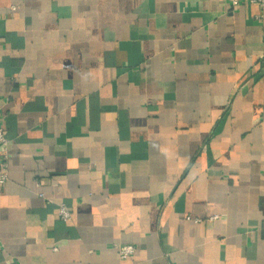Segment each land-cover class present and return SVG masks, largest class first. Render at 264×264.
Returning <instances> with one entry per match:
<instances>
[{
    "label": "crops",
    "instance_id": "1",
    "mask_svg": "<svg viewBox=\"0 0 264 264\" xmlns=\"http://www.w3.org/2000/svg\"><path fill=\"white\" fill-rule=\"evenodd\" d=\"M0 115V264H264L258 5L0 0Z\"/></svg>",
    "mask_w": 264,
    "mask_h": 264
},
{
    "label": "built area",
    "instance_id": "2",
    "mask_svg": "<svg viewBox=\"0 0 264 264\" xmlns=\"http://www.w3.org/2000/svg\"><path fill=\"white\" fill-rule=\"evenodd\" d=\"M231 7H237L241 3H252L259 6L261 10H264V0H228ZM1 116V115H0ZM8 156H7V138L4 134V129L1 124L0 117V192L2 191L4 184L8 180ZM42 197L43 194L41 193ZM59 215L62 219L67 220L70 218V211L64 203L58 205ZM216 216H213L211 219H215ZM115 248L117 250L118 256L121 259H126L131 256L135 251L136 247L132 244H116ZM54 250L57 248L54 247Z\"/></svg>",
    "mask_w": 264,
    "mask_h": 264
}]
</instances>
